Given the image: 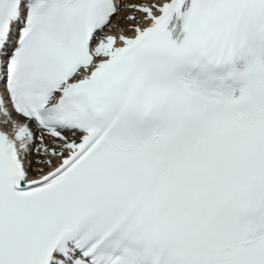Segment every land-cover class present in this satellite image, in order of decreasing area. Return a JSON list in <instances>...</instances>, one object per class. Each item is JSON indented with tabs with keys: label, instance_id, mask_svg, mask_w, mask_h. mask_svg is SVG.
Listing matches in <instances>:
<instances>
[{
	"label": "snow or ice",
	"instance_id": "6c2138e0",
	"mask_svg": "<svg viewBox=\"0 0 264 264\" xmlns=\"http://www.w3.org/2000/svg\"><path fill=\"white\" fill-rule=\"evenodd\" d=\"M0 264H264V0H0Z\"/></svg>",
	"mask_w": 264,
	"mask_h": 264
}]
</instances>
